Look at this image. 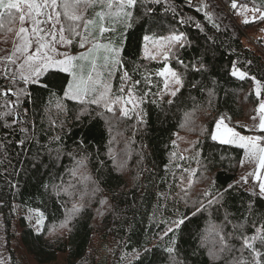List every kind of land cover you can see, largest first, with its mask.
I'll list each match as a JSON object with an SVG mask.
<instances>
[{
    "label": "trees",
    "instance_id": "1",
    "mask_svg": "<svg viewBox=\"0 0 264 264\" xmlns=\"http://www.w3.org/2000/svg\"><path fill=\"white\" fill-rule=\"evenodd\" d=\"M239 8L262 13L264 0H138L129 9L131 27L126 18H108L111 30L103 34L95 16L101 6L84 8V18L95 22L87 32L81 30L84 41L96 25V37L114 49L120 46L114 99L122 102L132 89L141 100L138 113L119 111L117 105L108 112L64 98L67 73H45L41 81L47 87L25 85L16 63L6 61L10 43H2L5 36L14 37L19 14L11 23L5 18L0 28V216L9 264H50L58 254L66 255V264H101L100 250L111 240L117 246L110 264H171L168 247H174L180 264L251 261L242 237L264 224V199L253 195L258 188L252 171L238 174L242 148L212 138L218 119L235 131L264 137L258 127L242 125L264 101V49L248 40L264 18L239 21ZM172 34H182L183 47L172 46L165 60L142 55L145 36L165 40ZM103 46L92 50L98 66L113 56L105 51L99 59ZM165 65L181 78L175 97L161 93L165 79L159 72ZM234 68L243 78L232 74ZM20 89L27 94L18 97ZM70 184L71 196L53 191V185ZM74 204L81 210L61 227ZM195 208L201 210L193 215ZM29 210L41 212L40 230L29 225ZM184 216L180 230L167 231ZM213 226L231 245L218 259L209 255L221 247Z\"/></svg>",
    "mask_w": 264,
    "mask_h": 264
},
{
    "label": "snow or ice",
    "instance_id": "2",
    "mask_svg": "<svg viewBox=\"0 0 264 264\" xmlns=\"http://www.w3.org/2000/svg\"><path fill=\"white\" fill-rule=\"evenodd\" d=\"M138 3V0H0V28L4 26L5 18L9 23L13 22L16 18V14H19V21L21 27L17 33L21 38V44L17 48V51H20L25 54L23 64L19 65L17 71L22 69H27V74H24L21 71L20 79L24 82L25 85L32 84H42V86L47 87V84H44L41 81V77L45 73L50 75H55L57 73H67L69 79L63 87V97L79 102L82 105H103L108 112L113 111L112 105L121 100V97H117L116 100H112L109 97V87L104 85V90L100 91L98 85L101 83L102 72L98 70L101 67H107V61L109 60L108 56H105V65L98 66L95 61H92L91 70L88 72L87 77L84 75V66L73 64L74 59H84V56L81 57H68L64 60L52 59L46 53H42L41 50L46 48L48 45L43 43L46 37H51L54 41L56 39V33H59V40L61 43L71 44L74 39H77L80 42V46L84 47L85 37L81 34V30L84 32L88 31L89 25L94 24L93 20H86L84 18V8L95 7L97 5L101 6V11L96 12L95 16L102 22L99 32L103 34L105 31H110L111 29L107 28L106 20L108 18H126L129 23L128 26L131 27V19L133 17V12L129 9L134 8ZM83 6V7H82ZM235 7V4H233ZM262 18H264V12L261 13ZM31 23V29L26 28L25 23ZM51 24L52 30L46 31L42 25ZM57 25L59 27L57 28ZM36 38L38 46L35 49V52H31L32 47V37ZM145 40L149 37L145 36ZM170 42L179 43L183 47V36L172 35L169 38ZM101 45H94L95 48H99ZM105 47L106 51L111 52L114 57L119 56L118 49H111L108 46ZM92 50H90L89 55H91ZM167 58V57H166ZM114 62L119 63V60ZM51 70V71H50ZM94 74V75H93ZM170 74L174 82L177 85L181 84V78L175 73L170 72L169 69L165 68L160 75ZM234 76H239L243 78L245 75L242 72L233 70L232 73ZM139 83V82H137ZM168 87L167 80L165 81V88ZM123 91V88H121ZM132 89H129L131 94ZM179 88L171 92V96L175 97ZM20 94H27L26 89H20L17 93L19 97ZM91 97V98H89ZM130 102V101H126ZM173 101L169 100L168 103ZM60 107V105H57ZM82 111L87 112L88 109L85 107ZM260 111L264 112V103L260 105ZM126 114V113H124ZM98 115H103L98 113ZM217 133L213 134V139H220L222 143H236L239 147L244 148L246 154H249L255 157L258 161L257 169L255 175V180L258 181V192L253 191V195H257L260 198L264 199V146H261L258 142L264 139L261 136L245 137L239 136L238 133L234 132L232 129L225 127L223 132H220V124H217ZM264 131V117L261 118L259 129ZM232 137V140L229 141L226 137ZM238 137V139H237ZM83 161L78 162V167H83ZM77 169H72V175H76ZM88 179V177H85ZM48 187L47 185L45 186ZM53 191L57 195L63 191L66 195L71 196L72 193L69 191V188L74 187V185H68V187L62 188L59 185H53ZM95 190H93L94 194ZM81 194V199H83ZM213 201H209L211 204ZM81 206L73 205V208L68 210L66 209L65 220L61 223V227H65L72 216H75L80 210ZM203 205H201V208ZM201 208H195L193 215L196 212H199ZM187 219L186 216L181 217L173 221V226L167 229L168 232H173L174 230H180L181 225L185 223ZM43 217L41 216L36 220V224L42 225ZM213 229L217 231V235L220 236L221 247L219 252L213 250L209 251V255L213 259H218L220 253L225 250L231 251V245L227 244L223 235H220L221 229H216L213 226ZM167 232L165 233V235ZM259 243L261 248H264V224L261 227L255 229V233L252 236H243L242 237V247L248 249L251 252V261L241 257L239 261L233 260L232 264H264V251H261V248H257L255 245ZM172 244H175V236L172 239ZM166 251L170 254L171 264H180L175 258L174 247H168Z\"/></svg>",
    "mask_w": 264,
    "mask_h": 264
},
{
    "label": "rangeland",
    "instance_id": "3",
    "mask_svg": "<svg viewBox=\"0 0 264 264\" xmlns=\"http://www.w3.org/2000/svg\"><path fill=\"white\" fill-rule=\"evenodd\" d=\"M261 16V12L257 11L253 8H239L236 10L235 12V17L236 19H238L239 21H243V20H254L256 18H259ZM26 28L31 29V23L27 22L24 25ZM96 26V25H95ZM95 26H91L90 27V33H89V37L87 38V41H84V47L80 46V42L75 43L74 40L72 42V44H67V43H61L59 40V33H56V39L53 41L51 37H46L44 41H42L43 43L47 44L48 46L44 49L41 50L42 53H46L48 56H50L52 59H56V60H64L68 57H81L82 55L84 56V59H74L73 60V64L75 65H83L84 66V75L86 76V72L88 69H90L92 67V61H97L96 60V56H93L92 59V52L91 55H89L90 50L94 49V45H106L111 49H114V45L107 42H103L101 40V38L96 37L95 36V32H96V27ZM21 27V23L20 21L18 22V29L14 35V37L10 38V36H5L4 40L2 43L4 44H8L10 43V48H9V55L8 58L6 59V61H11L13 63H16L17 68L19 65L23 64L24 62V56L25 54L17 51V48L20 46L21 44V38L20 36L17 35L19 28ZM42 27L45 28L46 31H50L52 30V25L51 24H45L42 25ZM59 27V25H57V28ZM172 35H177V34H172ZM172 35H169L168 38ZM99 38V39H97ZM251 38H258L261 39V48L264 49V25L261 26L256 32L250 34L249 36V43L252 45V43L250 42ZM161 39H152L149 38L147 40L144 39V45L142 48V55L146 58H153L155 60L161 61V60H165L166 57L168 56V52L171 49L172 46L174 45H180L179 43H175V42H170L169 39H165V40H161ZM166 44L171 45L170 47H168ZM69 45V46H68ZM38 46L37 42H36V38L33 36L32 37V47L30 49L31 52H35L36 47ZM253 46V45H252ZM117 49L119 50V54H120V46H116ZM105 48V47H104ZM101 48L98 51V55L97 57L99 59H101V56L99 54H106V49ZM111 53V52H109ZM103 54V55H104ZM113 55V54H112ZM119 57V56H118ZM118 57H114L111 56L109 57V60L107 61V67H101V71H102V75L104 74L106 75V78L103 79L101 78V83L97 86L98 89L100 91L104 90V85H107L109 87V97L115 101L114 99V89L112 88V80H113V72L116 69V67L118 66L116 62H114L115 60H117ZM98 62V61H97ZM100 66L105 65V59H103L100 62ZM165 68L168 69V66L165 65L164 68L159 72V74L161 72H163L165 70ZM21 71L24 72V74H27V69H22ZM21 71H19V76L21 75ZM170 72H173L172 70H170ZM165 81L167 80L168 83V87L165 88V81H164V85L163 88L161 90V93L164 95H168L171 96V92L176 90L177 88H179V85H177L174 82L173 77L170 74H166V75H161ZM255 88L257 91V83H255ZM123 100L122 102H115L113 106L117 105V107L119 108V111H131V112H136L138 113L140 111V106H141V100L139 98V96L134 93L133 91H131V94L129 93V91L123 95ZM126 101H130L127 102ZM261 103H264L263 100H259L257 102V106H256V113L254 115H252L251 117H244L242 119V125L244 127H248V126H253V127H258L259 128V124L261 121V118L264 117V112L260 111V105ZM103 106V105H101ZM104 107V106H103ZM220 124V132H223V129L225 127H228L224 121L222 119H218L216 122V126L217 124ZM232 129V128H230ZM234 132L238 133L239 136H245V137H253V136H258L256 134L253 133H246V132H239V131H235L234 129H232ZM214 133H217V127H215V131ZM213 133V134H214ZM226 139H228L229 141L232 140V137H226ZM238 139V137H237ZM217 141L221 142L220 139H216ZM261 146H264V139H262L261 141L258 142ZM230 144H234V145H238L236 143H232L230 142ZM243 154H242V159L240 161V164L238 166V174H242L245 175L247 174L246 172H253V175L256 173V169H257V159L249 154H246V151L244 148H242ZM264 171V170H261ZM254 182H256V186L258 185V181L255 180V175H254ZM258 188V187H257ZM26 212V211H24ZM26 217L28 220V223L31 227H33L36 231L40 230L42 227L41 225H37L36 224V220L39 219L41 217V212L39 210H29L26 212ZM18 230V229H16ZM116 242L114 240L109 241L104 248H102L100 250V258H101V264H110L112 260L115 259V255H116ZM123 257H125L124 255H122ZM0 264H9L8 262V254H7V250L5 247V237H4V232H3V225H2V220H1V216H0ZM50 264H66V255L65 254H58L57 258L54 262L50 263Z\"/></svg>",
    "mask_w": 264,
    "mask_h": 264
},
{
    "label": "built area",
    "instance_id": "4",
    "mask_svg": "<svg viewBox=\"0 0 264 264\" xmlns=\"http://www.w3.org/2000/svg\"><path fill=\"white\" fill-rule=\"evenodd\" d=\"M250 42L252 43L254 47H257V48L260 47L261 45V42L258 38H251Z\"/></svg>",
    "mask_w": 264,
    "mask_h": 264
}]
</instances>
